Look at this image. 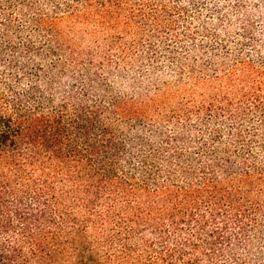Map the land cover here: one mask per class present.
<instances>
[{
  "label": "trees",
  "instance_id": "trees-1",
  "mask_svg": "<svg viewBox=\"0 0 264 264\" xmlns=\"http://www.w3.org/2000/svg\"><path fill=\"white\" fill-rule=\"evenodd\" d=\"M40 1L0 0V264H258L259 127L230 128L231 144L211 129L194 146L187 122L151 124L156 100L113 95L91 74L96 53L82 63L59 28L83 22L91 1L74 0L77 10L53 0L50 12ZM260 78L244 81L243 97L264 86ZM231 84L224 76L228 95ZM228 95L194 114L212 123L230 115ZM259 97L231 119L262 110Z\"/></svg>",
  "mask_w": 264,
  "mask_h": 264
},
{
  "label": "rangeland",
  "instance_id": "rangeland-1",
  "mask_svg": "<svg viewBox=\"0 0 264 264\" xmlns=\"http://www.w3.org/2000/svg\"><path fill=\"white\" fill-rule=\"evenodd\" d=\"M66 1L84 10L82 3ZM89 1L93 6L83 22H62L59 28L81 52L82 63L88 64L87 53H96L90 68L96 82L106 79L113 95L155 99L149 112L151 124L156 126L160 121L161 125L170 118L169 126L175 121L187 122L191 127L185 136L195 142L194 146L201 132L208 138L211 129L220 132L227 144L233 142L230 128L235 126L243 135L259 127L255 134L258 139L264 136V86L252 90L249 97H243L242 90L244 81L261 82L264 73V0H115L105 9L100 5L103 0ZM40 4L50 12L54 1L41 0ZM16 20L14 26L18 28L20 16ZM111 40L115 42L112 47L108 45ZM226 75L233 80L229 95L222 88ZM256 93L260 97L255 104L262 110L231 119L250 107ZM227 95L230 115L222 113L212 123L207 114H194L197 107L211 101L220 107L223 103L212 98L220 96L217 100L221 101ZM185 111L188 121L183 117ZM197 117L203 120L197 122ZM204 119L208 121L204 123ZM252 147L259 160L263 159V151ZM258 264H264V253Z\"/></svg>",
  "mask_w": 264,
  "mask_h": 264
}]
</instances>
